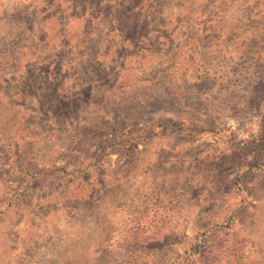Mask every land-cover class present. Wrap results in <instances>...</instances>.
<instances>
[{"label":"rangeland","instance_id":"obj_1","mask_svg":"<svg viewBox=\"0 0 264 264\" xmlns=\"http://www.w3.org/2000/svg\"><path fill=\"white\" fill-rule=\"evenodd\" d=\"M264 0H0V264H264Z\"/></svg>","mask_w":264,"mask_h":264},{"label":"trees","instance_id":"obj_2","mask_svg":"<svg viewBox=\"0 0 264 264\" xmlns=\"http://www.w3.org/2000/svg\"><path fill=\"white\" fill-rule=\"evenodd\" d=\"M262 139H263L262 141L264 142V135L262 136Z\"/></svg>","mask_w":264,"mask_h":264}]
</instances>
